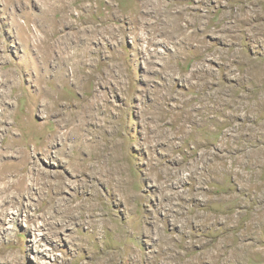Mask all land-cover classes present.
Segmentation results:
<instances>
[{"label": "rangeland", "instance_id": "obj_1", "mask_svg": "<svg viewBox=\"0 0 264 264\" xmlns=\"http://www.w3.org/2000/svg\"><path fill=\"white\" fill-rule=\"evenodd\" d=\"M0 172V264H264V0H0Z\"/></svg>", "mask_w": 264, "mask_h": 264}, {"label": "bare ground", "instance_id": "obj_2", "mask_svg": "<svg viewBox=\"0 0 264 264\" xmlns=\"http://www.w3.org/2000/svg\"><path fill=\"white\" fill-rule=\"evenodd\" d=\"M46 140V139H45ZM45 143V142H44ZM45 145H46V143L44 144V145H41L42 147L41 148H39V146H37V145H35L34 146V149H33V152H37V151H40V153L42 152L43 154H41V155H43V156H45V157H47L48 156V154H49V151L46 149V147H45ZM60 153H61V151H57L56 153H55V156H53L54 157V159H58L59 158V155H60ZM20 159H21V161H22V172L21 173H18V174H16V177H18L21 181H24V182H22V183H24L25 184V180H27L26 179V177H25V175H24V173L26 172L25 171V164H24V162H26V156L25 155H22L21 157H20ZM70 163H71V161H69ZM68 162V165L70 164ZM66 164V163H65ZM3 172H0V184H1V186H0V192L1 193H5V192H8V191H10V189H12V188H14L15 187V185L16 184H14L13 182H10V181H5V175L4 174H2ZM36 183L38 182V180L37 179H35L34 180ZM36 183H33V186H35V185H37ZM47 183H49V182H47ZM50 184V183H49ZM55 187H56V189H57V191H62L63 189H64V186H63V183L62 182H59V183H55ZM15 189H16V187H15ZM23 189H24V191H25V196H27V198L28 199H32L33 198V195H32V193L30 192V187H29V185H24L23 186ZM19 193H21V190H19ZM22 196V195H21ZM12 198V197H11ZM60 200L61 199H58L57 201H58V203H54V202H50L49 203V205H48V208L50 207V209H54L55 210V213L56 214H54V213H51L50 212V210L47 212V216H48V219H55L56 217L57 218H59V228H64L65 227V225L66 224H64L65 223V219H72V214H73V208L71 207H68V208H65L64 207V209L62 208V203H60ZM9 202H11V201H9ZM63 202V201H62ZM5 203H7V201L6 200H3V202L1 203V204H5ZM17 203H18V205H20L21 204V202H19V201H17ZM65 203V202H64ZM0 204V205H1ZM26 207L28 208V207H30V205L27 203L26 204ZM37 208H38V210H40L41 209V207L40 206H37ZM36 208V209H37ZM76 209V208H75ZM36 211V210H35ZM28 213V212H27ZM35 213V212H34ZM10 214H13V213H10ZM29 214V213H28ZM27 214V216H28V220H29V222H33V220H30L29 219V215ZM14 215V214H13ZM83 215V214H82ZM15 218L16 217H13L12 218V222H13V220H15ZM223 222V221H222ZM44 223L46 224V226L47 225H49V224H51L50 222H48V220H45L44 221ZM44 224V225H45ZM44 227V226H43ZM37 230L38 231H41L40 230V227H38L37 228ZM49 230H52V231H50L51 233H53L54 232V234H56L57 233V229L56 228H54V227H49ZM40 235V234H39ZM42 237L43 238H45L46 240H50L48 237H47V235L46 234H42ZM47 237V238H46ZM40 239L39 240H37V242L36 243H38L39 245H41L40 244ZM227 247V246H226ZM240 247V246H239ZM231 248V247H230ZM234 250V249H233ZM235 250H236V247H235ZM39 251H37V253H38ZM221 252V251H220ZM41 254H43V252L41 251ZM230 255V254H229ZM223 256V255H222ZM229 258V257H228ZM217 260V259H216ZM221 262V261H220ZM224 263V262H223Z\"/></svg>", "mask_w": 264, "mask_h": 264}]
</instances>
